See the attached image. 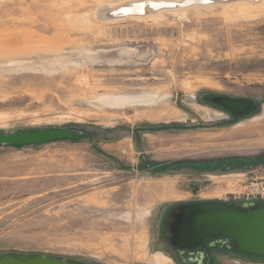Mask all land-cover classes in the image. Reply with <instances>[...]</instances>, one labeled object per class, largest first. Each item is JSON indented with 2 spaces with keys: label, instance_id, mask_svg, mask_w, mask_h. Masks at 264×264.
Here are the masks:
<instances>
[{
  "label": "rangeland",
  "instance_id": "rangeland-1",
  "mask_svg": "<svg viewBox=\"0 0 264 264\" xmlns=\"http://www.w3.org/2000/svg\"><path fill=\"white\" fill-rule=\"evenodd\" d=\"M128 2L0 0V134L76 130L0 143V252L181 264L170 209L264 164V0L112 14ZM208 94L258 107L233 120ZM223 246L213 264H264Z\"/></svg>",
  "mask_w": 264,
  "mask_h": 264
},
{
  "label": "water",
  "instance_id": "water-1",
  "mask_svg": "<svg viewBox=\"0 0 264 264\" xmlns=\"http://www.w3.org/2000/svg\"><path fill=\"white\" fill-rule=\"evenodd\" d=\"M219 0H195L186 3L208 4ZM222 1V0H221ZM151 9L155 7L146 2ZM132 2L126 7L114 9L113 15L141 13ZM143 4V3H142ZM145 4V3H144ZM159 8L184 6L161 5ZM207 100L226 109L234 117H245L254 112L258 102L251 97H234L225 94H208ZM76 130H38L18 131L0 134V143L28 144L52 139H60L75 134ZM164 238L182 256L186 250L207 247V240L224 237L225 245L231 250H242L264 258V201L253 203H236L223 200H199L183 202L169 211L164 222ZM222 245V246H223ZM0 264H95L73 258H65L46 253L0 252Z\"/></svg>",
  "mask_w": 264,
  "mask_h": 264
},
{
  "label": "built area",
  "instance_id": "built-area-1",
  "mask_svg": "<svg viewBox=\"0 0 264 264\" xmlns=\"http://www.w3.org/2000/svg\"><path fill=\"white\" fill-rule=\"evenodd\" d=\"M204 179L209 185L218 187L221 194L214 197L217 200L236 203L264 201V164L216 175L205 173Z\"/></svg>",
  "mask_w": 264,
  "mask_h": 264
},
{
  "label": "flooded vegetation",
  "instance_id": "flooded-vegetation-1",
  "mask_svg": "<svg viewBox=\"0 0 264 264\" xmlns=\"http://www.w3.org/2000/svg\"><path fill=\"white\" fill-rule=\"evenodd\" d=\"M225 239L226 238L224 237L210 238L207 240V247H198L191 251L186 250L182 256L176 251L177 262H180L181 264H213L215 259L214 251L218 249L221 250L224 247L222 245L224 244Z\"/></svg>",
  "mask_w": 264,
  "mask_h": 264
},
{
  "label": "bare ground",
  "instance_id": "bare-ground-1",
  "mask_svg": "<svg viewBox=\"0 0 264 264\" xmlns=\"http://www.w3.org/2000/svg\"><path fill=\"white\" fill-rule=\"evenodd\" d=\"M142 1V0H140ZM147 1H150V3H152V5L155 7V9H152V10H161V9H164V8H159V7H162L161 5H176L177 3H181L183 4L184 6H178V7H186V3H190L192 1H195V0H144L143 4L142 2H140V5L138 4H135V5H132L134 6L138 11H146V5H147ZM222 1H232V2H238V1H250V0H222ZM132 3V2H131ZM130 2L128 3H122V4H119V5H115V9L116 8H122L124 9L125 11H128V10H131L132 8L130 7H126L128 6L129 4H131ZM145 3V4H144ZM194 5V4H193ZM197 5V4H195ZM166 8H171V7H166ZM173 8V7H172ZM112 9V8H111ZM238 118V117H236ZM230 171V170H229ZM227 171V172H229ZM233 171V170H231ZM221 173H225V172H221ZM211 174V173H210ZM220 174V173H219ZM224 201V200H223Z\"/></svg>",
  "mask_w": 264,
  "mask_h": 264
},
{
  "label": "trees",
  "instance_id": "trees-1",
  "mask_svg": "<svg viewBox=\"0 0 264 264\" xmlns=\"http://www.w3.org/2000/svg\"><path fill=\"white\" fill-rule=\"evenodd\" d=\"M214 104V103H213ZM214 105H216V106H218L217 104H214ZM220 107V106H219ZM238 119H240L239 117L238 118H233V120H238ZM257 162H255V163H250V162H241V163H237L236 164V166H239V165H242V166H251V165H254V164H256ZM179 166H181V165H171L170 167H171V169H175V168H177V167H179ZM237 251H241V252H243V253H245V254H249V253H247V252H244V251H242V250H237ZM251 255H254V254H251ZM254 256H256V255H254ZM257 257H259V256H257ZM259 258H262V257H259ZM262 259H264V258H262Z\"/></svg>",
  "mask_w": 264,
  "mask_h": 264
}]
</instances>
